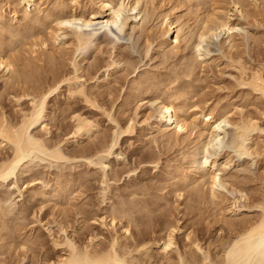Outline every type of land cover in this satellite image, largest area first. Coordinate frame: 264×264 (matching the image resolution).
I'll list each match as a JSON object with an SVG mask.
<instances>
[{"label": "rangeland", "instance_id": "rangeland-1", "mask_svg": "<svg viewBox=\"0 0 264 264\" xmlns=\"http://www.w3.org/2000/svg\"><path fill=\"white\" fill-rule=\"evenodd\" d=\"M6 1L7 0H0V8L3 10V19L1 21L12 26L17 24V21L14 20L13 13H11L14 9L18 11V14H20L19 16H22L25 8H28V11L33 10L32 12H34L35 4L37 5L36 7L45 10L48 5L50 8L54 1H61V3L64 2L70 7L77 4L79 5L80 3V6L87 11L90 9V7H92L93 4L98 2H95V0H72V2L71 0H32L31 4L27 5L25 2H23V0H10L11 5L9 6L8 4L10 7L9 8L7 6V2L9 0L7 2ZM131 1L135 2L133 6L135 9L131 11L128 9L123 10L120 18V20L122 19V23L118 25L119 28L122 26L121 29H123V32H120L116 28L117 26L110 28L109 32L107 30L106 34L101 32L97 36L95 43L89 49H87L86 52H84V55H80L78 58V62L81 64V66H83V74L85 71L87 73L89 70L97 72L98 70H94V67L97 65V67L100 66V69L98 68L99 71L96 74L90 71L92 74L87 73V75L90 74L92 76H89L88 79V76L86 75L87 78L84 77V79H88V81H83L86 82L85 85L89 92H94L96 96L100 93L98 96L101 99L98 96L97 97L100 99L99 102L101 105L102 102H104V106L106 105L104 107L105 110L102 108L89 106L80 98H76L71 101L67 96V92L64 94L65 90H60V94L63 92L64 93L60 96L59 94H56L54 97L52 96L48 100V109L45 112L46 117L43 119L47 122V130L45 131L41 129L39 125L33 126L29 132V135L31 134L30 136L42 137V139L48 142L47 144H50V147L52 144L60 145L66 156L65 160H57L42 154L35 153L29 156V158L25 159L21 167L16 170L15 174L6 180H0V264H53L55 260L58 259V257L60 258L61 256L65 255L66 252L64 246H56L54 243L56 241L61 242L67 237L71 239L75 238L74 240L76 241L74 242H76V244L78 243L77 245L82 246L85 244V242L89 241V236H91V233H93L98 235V242L101 241L102 244L104 241L105 243L103 242V244L107 245L109 239L111 240L117 235H122V229L120 230V222L117 223L118 225L114 228V230L111 229L112 227H103L99 223L101 222L100 217L105 216V213H109L110 210L112 211V207L115 208L118 202L122 203L125 198L128 200H125L124 202L128 205L129 201L131 205L128 210L132 209L134 211L135 209L139 208L143 211L140 212V210H135L140 214L144 213L143 215L145 216H143V218H145L146 221L144 219L142 220L147 224L150 222L148 227L149 231L152 232L150 235L148 231V235L146 236V243H149V245L146 246V249H148L147 252L143 250V252L145 251V255L142 253L145 258H140L141 254L138 255L140 252H134L133 250L135 254L134 255L132 252L134 258L138 260L140 258L143 263H145L148 259L151 264H169V260L176 264L177 262L175 261H179L178 254L182 256H185V253L186 255L189 254L186 257L191 260L192 254L194 253V259L192 258L193 263L196 260L194 264H204L206 259V263H212V261L214 263L217 262L220 256L222 257L223 249L228 247L230 241L235 238V236L233 237V235H235L233 228H230L231 230L228 229L229 226L227 221H230V219L234 221L236 219V222L237 220L241 219L254 220L253 218H255V216L257 218L260 215L259 213L262 212L258 206L254 205L253 200L255 202L259 198H264V196H262L264 195V116H262L263 119H259L261 115L254 108H256V106H261L262 109L264 104L260 106H258V104L260 102L264 103V98L260 100L261 97H258V94L250 87L247 85H240L236 79V75H238V73L236 74L237 71L231 67H228L227 63H225L227 60L220 56V50H222L224 47L225 49L223 50H226L228 46L227 42L225 41L226 35L221 34L219 37L213 36L212 38H206L204 40L205 42L203 41L200 43L197 41L198 39L196 37L197 27L199 26L201 19L211 15L214 8L218 7L217 9H219L220 7V10H222V8L223 10H227L229 6L232 7V5L229 4L230 0ZM240 1L244 4V9L246 12L250 14V18H242L240 26L236 28V31H234L238 42H243L241 43L243 46L241 45V47L238 49L240 52H238V50L237 52L240 54L243 50V57H241L245 59L247 67L253 69L259 64L264 65V0H260L259 2H255L254 0ZM98 6L99 4L97 3V7ZM20 10L23 12L20 13ZM166 15H170L174 20H178L180 25L184 26L181 34V36L183 35V39L180 38L181 42L178 44L179 46L176 49L175 47L172 48L173 45H171L172 47L167 45L165 48H159L158 46L160 45L161 40H163L164 32L166 30V26L164 25L165 21H163L165 20ZM128 17L129 20L126 22L127 24L124 25V20ZM135 23L138 24V27L133 28V26L136 25ZM140 25L145 27V32L143 28H139ZM70 26L72 28L74 25ZM86 31L91 32L90 28ZM249 36L252 37L250 38ZM251 39L254 41H251ZM59 40L60 42L64 41L62 37H60ZM65 40L68 39L66 38ZM197 43L200 44L198 46V50H200L196 53L195 51L197 50ZM51 44L53 46V43H50V47ZM113 44L118 46L113 48ZM219 46L222 48H219ZM68 48V46H66V48L62 47V53L55 52V55H52V57L54 56V59L52 58V60L55 61V64H50L54 66L56 65V62L59 61V67L62 69L60 71H69L71 69V71H73L72 65H69L70 61L67 59L70 55ZM193 48L196 50L193 51ZM66 49L68 50V54ZM193 52H195L196 56L199 55L200 57H196V66L194 67V69H196L194 74L192 73L191 76L185 77L184 71H182V69H184L183 65L186 62V59H188L187 57L192 56ZM28 56L29 55H27V58ZM258 56L259 58L262 56L261 60L258 59ZM47 57L49 58V54L45 58ZM256 57L258 60H260L259 62L257 61ZM117 58V65H115L113 68H110L109 70L111 72L115 69L112 71L114 73L111 72V76L109 75V77L107 75L108 73L104 72V69L106 68L105 65L112 63L114 60L116 61ZM127 59L129 61L132 60V64H135H133L134 68L133 65L130 67H128V65L126 66L130 69V73L128 69V74L127 71L122 70L125 66L124 62L128 61ZM47 60L48 59H45V61ZM50 60L51 58H49L48 61ZM60 62L62 63V67ZM42 63L43 65H48V62H41L40 65ZM33 65L34 66L31 67L32 65L30 63V69H34L36 65L38 67H35L36 69H41L43 67L42 65V67L39 68V64ZM250 65H252V67ZM49 66V69L43 67L44 71L46 69L45 75L48 71L50 72L51 68L52 72L53 69L55 70L58 67V65L54 66L55 68H53L51 65ZM22 67L24 66L19 64L20 70L23 71ZM26 69L27 68L25 67L24 70ZM30 69H28V73L30 72ZM43 69H41V73H43ZM20 70L19 72L22 73ZM54 70L53 73L55 72ZM58 71L59 70H57L56 73ZM32 72L33 71L31 70V74ZM38 72L40 73V71H37V74ZM49 72L48 74L51 73ZM23 73H27V70L26 72L23 71ZM157 73L159 74L157 75ZM12 74L13 73L10 74V72H7L3 75V73L0 71V121L2 118V120H7L9 124H16V121L20 122L22 120L24 112L27 113L31 109L32 103L30 100L33 99V96L31 95L28 97H23L20 100L21 106H16L17 102L12 90L15 87L16 89H19L17 87L19 85L16 86V81L13 85L14 79L10 82L6 80V77ZM31 74L30 79H34L35 75ZM146 74L147 76L155 75L154 77L156 78L162 76V78H160L161 80L165 79V82L166 79H171L167 81V85L164 84V86H162V84L165 83L164 80L163 82L161 81L162 84L160 87L162 86V88L159 89L161 91L160 93L157 92L159 93L160 98L167 97L165 96L166 93L171 95L170 91L173 92V89H176V87L177 89L178 87H182L180 89L184 91L183 86H189V83H191L192 86L191 84L189 86L190 91V87H192V90L195 88L196 90L191 91L192 93L195 92L193 93L194 95L191 94V92L190 94L188 93L189 96L187 94V98L190 97V99L188 98V101L187 99L185 100V104L187 103L188 113H198L201 109H203V107L207 108L209 105V108L210 106L213 108L216 103H218L219 107L221 108H226V106L230 104L231 107L228 106L229 109L239 106V108L244 109L243 106H245L246 108L244 111L246 113L248 110H250L252 116L255 117V114H258V116L260 115L258 119L263 125V132L260 135L261 137L256 140L258 142L256 145V148L258 147L257 151L262 152L259 156L260 158L258 159L244 155L242 157H237L231 161L225 162L227 159L226 153L228 150L226 147L219 149V146L217 145L210 146L209 152H206L205 155L198 154L195 157L197 159L196 162V160L191 159V152H194L196 143L200 144V140L199 142L195 140L196 136L191 135L189 143L187 142L188 144L179 142L176 143L175 140L167 143L164 141V139L163 142L161 133L158 131V129H156V123L163 114L161 109V99L157 98L156 90L154 91L155 93L153 92L154 89H150L151 91L148 92L145 91L142 96H140L141 98L135 99L134 102H131L126 108L121 105L123 102H125V95H127L129 92V86L132 84V82L134 80H138L140 76L144 78L147 77L145 76ZM26 75L28 76V74ZM23 76L25 75L23 74ZM40 76L38 74L37 77L40 78ZM94 76L100 78L96 83L95 80L90 79ZM41 77L43 80V76ZM45 77L46 76H44V78ZM48 77L51 78L52 76ZM177 77L179 78L176 79ZM117 79L118 82L116 81ZM173 79H176V81ZM105 80L106 82L108 81L107 84L105 83ZM187 82L188 84H186ZM42 83L44 82L42 81ZM193 86L196 87L194 88ZM189 89L187 91L186 88L185 92H189ZM105 90H107L106 93ZM109 92H111V94H109ZM168 92H170V94ZM102 93L105 95L101 97V95H103ZM106 94L109 95L107 96ZM163 94L165 95L163 96ZM204 101L208 104H206ZM76 114H81L99 123V126H101L99 127L100 130L98 135L100 137L96 133L98 136H96L97 138L95 135L92 138L83 137L79 143H75L71 133L73 128V120L71 117ZM124 124H133L135 126L134 131L121 134L118 139V143L110 152H101L95 155V152H98V149H94L95 146L98 145L97 143H100L99 147H101L102 144L106 146V141L109 140L110 142H107L108 145H110L111 140H114V136L118 134L120 131L119 128L121 126L123 127ZM229 135H227L228 138L226 137V139L223 140V143L226 144V142L229 141ZM101 137L104 140L106 138L105 142L102 144L99 142ZM180 139L183 140L182 137ZM191 140L194 142L191 143ZM85 147H87V150L91 149L90 147L93 149V154H87L86 158L83 156L85 153H83V151H86ZM99 150L101 149L99 148ZM80 151L82 152L80 153L82 155H79ZM89 151H86V153ZM11 153L12 150L9 147L2 148L0 146V161L4 159V157L10 156ZM205 158L209 162H212L213 159H218V166L222 169V179L225 177V174L235 175L238 177L239 185L241 187L244 186L246 189L244 190L242 187L243 192L237 193V191L235 192L232 189L231 185L226 184L223 180H221V183L215 186V197H213L208 191L207 186L203 187L200 183L197 188V183L194 182V184L191 183L190 186L184 188L182 196H178L173 189V184L179 183V180L182 181V175L185 173L188 174L191 171V167L189 166L191 165L190 161H195V167H201L200 171L203 172L205 168H203L202 162L205 160ZM119 170H121V172ZM116 171H118V175L116 174ZM185 171H188V173ZM180 174H182V178L180 177ZM34 177L35 180H32ZM58 179L64 180L61 181L64 182V186L66 184L65 192L60 190L62 192L61 193L57 190L56 182L59 181ZM240 179L243 182H248V180L249 182L243 183L240 181ZM240 183H243L244 185ZM192 187L204 189L205 191L202 190L200 192L205 197L202 196L201 199H198L200 194L196 198L194 196L190 197L191 195L189 196L188 194L192 190ZM139 188H141L140 190H143L142 192L144 193L141 191L138 192L137 189ZM130 190L131 193H129ZM41 191L46 192V194H43ZM132 191H134V193ZM126 193L128 196H124ZM234 197L235 200H239L237 204L232 205L231 203L234 201ZM129 198H132L134 201L138 202L136 208L135 205L133 207L135 209H133L132 206L136 202H130ZM135 198L137 199L135 200ZM138 199L141 200L140 202L145 201L143 202L144 204H139L140 202L137 201ZM219 199L221 200L220 202H218ZM222 199L224 201H222ZM151 202H154L155 204H150ZM156 202H158V204ZM217 202L218 204H216ZM143 205L145 208H142ZM117 207H119V204ZM125 208H128V206ZM151 208L152 212L149 211ZM230 208H233L236 213H232ZM147 209L149 212L146 211V213L148 212L149 214L145 213V210ZM132 210L131 213L134 214V217H136V212H132ZM138 213H136V215ZM146 215L148 216L146 217ZM149 216L150 218H148ZM109 219L110 218L107 219V222H109ZM156 219L157 224L154 223ZM244 220L243 222L246 221ZM58 221L61 224L64 222L63 226H65L66 231L60 230L61 226L58 224ZM151 224L153 226H150ZM136 225L138 226L137 222ZM136 225L134 224L132 225L133 227H131L132 236L130 237V240L129 237L127 241L126 238L124 239L123 236H121L120 240L122 242L123 240L127 242L130 241L134 244L137 242V240L135 241V238L137 239L139 236L136 235L138 234V231L140 232L139 228H142V226L135 227ZM173 225L174 227L177 225V228H181V230L175 231L176 244L170 248L171 250L169 249V252H165L162 250V247H160L163 244L162 237L166 235L165 232H168L170 227H173ZM113 232H115V235H113ZM188 232L193 235L190 241L198 240L197 243L200 245L201 249H197L195 246H193V248L196 250L193 248L192 250H188V248L191 249V245L189 246L191 242H189L187 238ZM230 232H232V234ZM152 234L154 235V239ZM149 235L152 238H149ZM159 238L160 240L158 242L157 240ZM223 239L225 243L223 242ZM130 242L129 244L132 245ZM99 244L97 245L98 248L101 246V244L100 246ZM124 244L127 245L128 243ZM129 244L127 245L128 247L130 246ZM185 244H187L186 247ZM132 249L133 247H131V250ZM186 250L189 252L187 253ZM191 251H193V253H191ZM148 255L151 259L147 257ZM206 256L207 258L204 259ZM203 260L204 263L202 262Z\"/></svg>", "mask_w": 264, "mask_h": 264}, {"label": "bare ground", "instance_id": "bare-ground-1", "mask_svg": "<svg viewBox=\"0 0 264 264\" xmlns=\"http://www.w3.org/2000/svg\"><path fill=\"white\" fill-rule=\"evenodd\" d=\"M9 1L7 2V6H8V4H9V6L11 5V1L10 2ZM254 1L259 2L260 0H254ZM23 2H25L28 5V4H31L32 0H23ZM54 2L51 4L50 8L48 5V7H46L45 10H42V9L36 7L37 6L36 4H35V11L34 12H32L33 10L28 11L27 10L28 8L27 9L25 8L24 9L25 11L24 12L22 11L23 12L22 16H19L20 14H18V11H16V9H14V7H13L14 10L11 13H13L14 20L17 21V24L15 26H12L10 24H6L3 21H1L3 19V17H2L3 16V10H1V8H0V71L3 73V75L6 74L7 72H10V74L13 73L12 75L7 76L6 80L8 82H10L14 79L13 85L15 84V81L17 83L16 86L19 85V86H17L19 89H16V87H15L14 88L15 90L13 89L14 92L12 90V93L14 94V97L16 98V102H17L16 106H18V107L21 106L20 100L23 97H28L31 95L33 96V99L30 100V102L32 103V107L29 110V112H27V113L24 112V114L22 116V120L21 121L19 120L20 122L16 121V124H9L7 122V120H5V119L2 120V118H1V121H0V146L2 148L9 147L12 150V153L10 156L4 157V159H2L0 161V180H6L10 176L15 174L16 170L19 167H21V165L23 164L25 159L29 158V156H31L32 154H35V153L36 154H42V155L48 156L49 158H54L57 160H60V159L65 160L66 156H65L64 152L62 151V149H61L62 147L60 145H58V144L53 145L52 144V146L50 147L49 146L50 144H47L48 142H46V140L42 139V137L30 136L31 134L29 135V132L33 126H37V125H39V127H41V129H43L45 131L47 130V122L43 119H44V117H46L45 112L48 109L49 98H51L52 96L54 97L56 94L57 95L59 94V96H60L64 92H65L64 94H66V92H67V96H68L69 100H71V101L76 99V98H80L82 101H84L89 106L104 109V107L106 106V105L105 106L103 105L104 102H102V100H101L102 105L99 102L101 98L98 95L100 93L97 95L100 98V99H98L96 94H94V92L93 93L89 92L86 88V85H85V83H86L85 81H88L89 76H92L90 74H92L94 71L89 70L87 73H90V71H92V73H90L89 75H87L86 71H85L86 74L85 73L83 74V71H84L82 68L83 66H81V64L78 62V58L80 55H84L85 54L84 52H86L87 49H89L95 43L97 36L101 32H104L106 34L107 30L109 32L110 28L115 27V26H117L116 28L120 32H123V29H121L122 26L120 28L118 26V25H120V23H122L121 22L122 19L120 20L122 11L125 9H128L129 11L135 9V7L133 8L135 2H133L131 0H95V2H97L99 4V6L97 7V3H95L96 8H95V4H93L92 7H90V9L87 11L84 10L83 7L80 6V3H79V5L77 4V5L70 7V6L66 5L64 2L61 3V1L55 2V3ZM71 2H72V0H71ZM220 3H221V1H220ZM263 3H264V1H263ZM229 4H231L232 7L229 6V8H227V10H223V8H222V10H220V7H219V9H217L218 7L216 6L217 8L213 9V12L211 15L201 19V21L199 19L200 24L197 27V32H196V37L198 40L197 39L196 40L199 41V43H200V42H203L206 38H212L213 36L219 37L221 34L226 35L225 41L227 42L228 46H227L226 50H223V49H225V47L223 46L224 48L222 50H220L221 53L219 52L221 54L220 56H222L223 58H225L227 60V62H225V63H227L228 67H231L237 71L236 74L238 73L239 76L236 75V79L238 80L239 84L240 85H247L248 87H250L254 92H256L258 94V97H261L260 100H262V98H264V65H260L258 63L260 66L258 65L259 66L258 67L256 64L257 67L253 68V69L247 67L245 59L242 58L243 57V54H242L243 50L240 53L242 55H240L238 53V52H240L238 49H239V47H241V45L243 46V44H241L243 42H241L239 40L240 41V43H239L237 36H235V34H234V31L237 30L236 28L240 26L241 19L242 18L248 19L250 14H248V12H246V10L244 9V4L240 0H230ZM11 9H12V7H11ZM200 9H201V7H200ZM19 12L22 13L21 10ZM175 17H176V15H175ZM128 20H129V17L124 20L123 24L124 25L127 24L126 22H128ZM163 21H165L164 25L166 26V30L164 32L163 40H161L160 45H158L159 48H165V46L167 47V45L168 46L170 45V47H172L171 45H173L172 48L175 47V49L178 48V46H179L178 44H180V42H181L180 38H182V36H183V35L181 36V34H182V30H183L184 26L180 25L179 24L180 22L178 23V20H174L170 15H166L165 20H163ZM70 25H72V26L74 25L75 28H74V26L71 28ZM96 26H98V27H96ZM165 26H163V27H165ZM136 27H138V24L133 26V28H136ZM89 28H90L91 32L86 31ZM91 28H92V30H91ZM139 28H141V29L143 28L144 32L146 30L145 27H142L141 25ZM161 30H162V28H161ZM184 36H185V33H184ZM60 37H62V39H64V41L61 40L62 42H60V40H59ZM65 37L68 40H65L66 39ZM251 41H254V40L251 39ZM147 42H148V39H147ZM50 43H53V46L51 44V47H50ZM199 43H197L198 45H196L197 50L193 48V51L196 50L195 51L196 53L199 52V50H200V49L198 50V46L200 45ZM66 46L69 47L68 50L70 52L69 53L70 55H69V58H67V59H68V61H70L69 65H72L73 71H71L72 69L69 71H66V70L60 71L62 69L59 67L60 65H59V61H58V62H56V65H58L57 69H55V70L53 69L55 71L54 73H53V70L51 72L52 68L50 69L51 73L47 70L51 74L50 75L47 72L48 76H52L51 78L48 77L47 74L45 75L46 69H49V67H50L49 65H51L53 68H55L54 66H56V65H54V66L52 65L55 62L52 60V58L54 57V56L52 57V55H55V52L62 53L61 52L62 47L66 48ZM112 46H114L113 48H115L116 45L113 44ZM219 48H222V47L219 46ZM68 50L66 49L67 54H68ZM116 50H118V49H116ZM237 50H238V52H237ZM195 52H193V54L191 53L192 56L187 57L188 59H186V62L183 65L184 69H182V71H184L185 77L191 76L192 73L194 74V71L196 69V68L194 69V67L196 66L195 61L198 58L197 56H199V55L196 56ZM48 54H49V58H51L50 61H48L49 60L48 57L45 58L46 56H48ZM50 54H51V56H50ZM198 54H200V53H198ZM27 55H29L31 57L28 56V58H27ZM171 55H172V53H171ZM259 56H258V59L261 60L262 56H261V58H259ZM67 57H68V55H67ZM45 59H48V60L45 61ZM119 59H120V56H119ZM256 59H257V57H256ZM258 59H257V61L259 62L260 60H258ZM117 61H118V58L116 59V61L114 60V61H112V63H108L107 65H105L106 68L104 69L105 70L104 72L105 73L107 72L108 76L109 75L111 76V72L115 70L114 69L111 72L109 71L110 68H113L115 65H117ZM128 61H125L124 62L125 64L123 63L125 66L122 64L124 66V68L122 70L127 71V74H128V69H129L128 67H130L134 64V63L132 64V60H130L129 62ZM262 61H261V63H262ZM41 62H44V63L48 62V65L47 64H46L47 66L45 64L43 65V63L40 65ZM61 62H60V64L62 67ZM30 63L32 65L31 67L34 66L33 64H35V65L39 64V68H41L43 65V67L46 68L45 71H44L43 67L41 68V69H43L42 72L44 73V75H43V73H41V69L35 68V67H37V65L34 67V69H32V68L30 69ZM50 63H52V64H50ZM248 63H249V61H248ZM19 64L24 66V67H22L23 71L26 72V70H27V73H23V71L20 70L21 67L19 68ZM127 65H128V67H126ZM134 65H133V68H134ZM63 66H64V64H63ZM250 66L252 67V65H250ZM25 67L27 68L26 70H24ZM96 67H94V70L99 71L100 66L97 67V69H96ZM181 67H182V65H181ZM28 69H30L29 73H28V71H29ZM19 70L22 71V73L28 79L25 76H23V74L20 73ZM31 70L33 71L32 74L35 75L34 79L33 78L30 79ZM57 70H59V71L56 73ZM63 70H64V68H63ZM37 71H40L41 76H43V80L41 79L42 77L40 76L39 72H38V74H39L40 78L37 77L38 76ZM97 72H94V73L96 74ZM112 73H114V72H112ZM129 73H130V69H129ZM26 74H28V76ZM150 74H148V75H150ZM158 74L159 73H157V75ZM86 75L88 76V79L85 80L84 77L87 78ZM44 76H46L45 77L46 79L44 78ZM145 76H147V74ZM154 76L155 75L147 76L145 78L140 76V78H138V80L133 79L134 81L129 86L130 87L129 92L127 93V95H125L126 96L125 102H123L124 104L122 103L121 105H123L124 108L128 107L131 102H134L135 99L141 98L140 96H142V94L145 91H147V92L151 91L150 89H152V90L154 89L153 92L156 90V93L157 92L160 93L161 90H159V89L162 88V86H164V84L167 85L166 82L171 80L169 78V80L166 79V82H165V79H163L165 83L162 84V82H163V80H161L162 76L159 75L161 77V78L158 77L159 80H158V78H156ZM173 78H175V77H173ZM178 78L179 77H177L176 79H178ZM90 79L95 80V83H96L100 78L97 76H94ZM176 79L175 80L173 79V80L176 81ZM83 80H85V81H83ZM42 81L44 83H42ZM116 81L118 82V79ZM107 82L105 80L106 84H107ZM171 82H173V81H171ZM105 83H104V86H105ZM161 84H162V86L160 87ZM186 84H188V82ZM190 84L191 83H189V86H190ZM184 86H183L184 91H182L180 89L182 87H178L179 90L176 87L177 90L175 88H174L175 90L172 88L173 92L170 91L171 95H168L167 93H166V95L163 94V96L165 95L167 97L160 98L159 93H157V98L161 99V109L163 111V114H162V116H160L158 122L156 123V127H157L156 129H158V131L161 133L162 141L164 139L165 142L169 143V142H172L175 140L176 143L179 142V143H183V144H188L191 135L196 136L195 140L197 142H199V140H200V142H199L200 144L196 143V146H195L196 148H195L194 152L193 151L191 152L192 157L190 155L191 159L196 160V162H197V159L195 157L198 154H204L205 155L206 152H209L210 146H217V145L219 146V149L226 147L228 150V152L226 153L227 159L225 162L231 161L232 159L237 158V157H242L244 155H247V156H250L253 158H258V159L260 158L259 156L261 155L262 152L257 151L258 147L256 148V145L258 144V142L256 140L261 137L260 135L263 132V129H262L263 125L260 123V120H259L262 118V116H264V109H263L264 105L262 106V109L260 106V105L264 104L263 102L262 103L260 102L259 104L257 103L258 106H260V107H257L254 103V105L256 106V108H254V109L257 112H259V114L261 115L260 118H259L260 115L258 116V114H255L256 118L254 116H252L250 113V110H248L250 114L248 113L247 110H246L247 111V113H246L244 111L246 108L245 106H243L244 109L239 108L240 106L229 109L228 106H230V104L228 106L225 105L226 108L225 107L221 108V107H219L218 103H216V105L213 108H211L212 106H210V108H209L208 107L209 105H208L207 108L203 107V109H201L198 113L196 112V113L192 114L190 112L188 113L187 103L185 104V102H186L185 100L187 99V101H188V98L190 99V97L187 98V94L188 93L190 94L191 91L196 90V88H195L196 86L195 87L193 86L195 88V89L193 88L194 90H192V87H190L191 91H190L188 85H186L185 87ZM191 86H192V84H191ZM186 88H187V91L189 89V92H185ZM62 89H64L65 91L60 94L59 92ZM107 90H105V93L107 92ZM109 90H111V89H109ZM170 92H168V93L170 94ZM193 93H195V92H193ZM193 93L191 92V94H193ZM109 94H111V92H109ZM109 94H106V95L108 96ZM189 94H188V96H189ZM104 95L105 94L101 95V97ZM193 95H191V96H193ZM206 104H208V103H206ZM216 106H218V107H216ZM220 106H222V105H220ZM188 107H190V106H188ZM255 110H254V113H255ZM108 116H110V115H108ZM71 119L73 120V125H72L73 128H72L71 133L73 135L72 138L75 140V143H79V141L81 139H83V137L92 138L94 135L96 137L99 134V130H100L99 127L101 125L99 126V123L95 122V120H91L88 117H85L81 114H76L73 117H71ZM110 119H111V117H110ZM113 120H115V119H113ZM263 121H262V123H263ZM124 125H123V127L121 126L119 128L120 131L118 132L117 135L114 136L115 137V138H113L114 140H111L110 145H108V142H110L109 140H107L108 142L106 141V146L102 144L105 142L106 138L104 140L101 137V139H100L101 141L98 139L102 145H101V147H99L100 143H97L98 145L95 146L94 149H98V152L94 151L95 155L98 153H101V152H104V153L110 152L113 149V147L118 143V139H119L121 134L133 132L135 129V126L133 124H129V125H125V126ZM96 133H97V135H96ZM229 133H230V135H229ZM255 134H257V135H255ZM227 135H229L230 137H229V141H227L228 143L226 142V144H225V143H223V140L226 139ZM181 137L183 138V140L180 139ZM190 142L192 143L194 141L191 140ZM260 142H261V140H260ZM96 147H98V148H96ZM86 148L87 147H85V149ZM90 148L91 149H89V150L91 152L86 149V151H89L87 153H86V151H83L84 148H83V150H81V151H83V153L85 152L83 154V156L85 158H86L87 154L91 155V153L93 152L92 147H90ZM99 148L101 150H99ZM81 151L79 152V155H82V154H80V153H82ZM89 155H88V157H89ZM87 159H91V158H87ZM156 161H157V159H156ZM196 162L190 161L191 165H189V166L191 167V169H190L191 171L189 173H188V171H185L188 174H186V173L185 174L182 173L183 175L180 174V177H181V175L183 176L182 181L179 180L178 181L179 183L173 184V186H174L173 189L178 196H182L184 188L190 186L191 183L194 184V182H195V183H197V188H198L200 183H201V186H203V187L207 186V189L211 193V196L215 197V191H214L215 186L218 185L219 183H221V180H223L226 184L231 185L232 189L235 192L236 191H237V193L243 192L242 189L244 188V186H242L243 187L242 188L239 185V183H238L239 180H238L237 176L231 175V174L230 175L229 174L224 175V173H223V175L225 177L222 179V169L219 168V166H218V159H213L212 162H209L205 158V160H203V162H202L203 168H205V170H203V172L200 171L201 167L200 168H198V166L195 167ZM121 170H119V171L121 172ZM117 172L118 171H116V174L118 175ZM174 176H173V178H174ZM38 178H36V179H38ZM247 179H248V177H247ZM32 180H35V177ZM61 180H63V179H61ZM61 180L56 182V188L58 191L61 190L62 192H65L66 191V184L64 186L63 185L64 180L63 181H61ZM240 181L243 182L241 179H240ZM250 181H251V178H250ZM175 182H176V180H175ZM245 182H247V181H245ZM245 182H243V183H245ZM248 182H249V180H248ZM243 183H240V184L244 185ZM70 185H71V183H70ZM197 188L192 187V190L190 189L191 191L189 190L190 192H189V194L187 192V194L189 196L191 195L190 197L194 196L195 198L197 196H199V194H200L198 199H201V197L204 195H202L200 191H202L204 189H200V188L197 189ZM140 189L141 188L137 189V191L138 192L141 191ZM245 189L246 188H244V190ZM41 192H43V191H41ZM132 192L134 193V191H132ZM129 193H131V190ZM142 193H144V192H142ZM43 194H46V192H43ZM124 196H128V194L126 193ZM262 196H264V195H262ZM136 199L137 198H135V200ZM125 200H128V199L125 198ZM202 200H203V198H202ZM238 200L239 199L235 200V197H234V201L231 204L232 205L237 204ZM124 201L122 203L118 202L119 207H117L118 204L115 206V208L112 207L113 210L112 211L110 210L109 213H107V214L105 213V216H103V217L99 216L101 218V220H100L101 222H99V223L103 227L104 226L112 227L111 229L114 230V228L117 227V225H118L117 223L120 222L119 223V225H121L120 230L122 229V231H121L122 235L121 236H123L124 239L126 238L128 241V237L130 240V237L132 236L131 227H133L132 225H134V224L136 225V222H137L138 226H140V227L142 226V228H139L140 232L138 231L137 235L134 231L136 236L139 235L137 237V239L135 238V241L137 240V242L135 244L129 241L130 243H132V245H131V244H129V242H127L123 239H122L123 240V242H122L120 240L121 236L117 235V236L113 237L111 240L109 239V242L107 245L103 244L104 241L102 242V244H103L102 245L101 241L98 242L99 241L98 235L91 233V236H89V238H90L89 241L85 242L84 245L79 243L80 245H82V246H79V245H77L78 243L76 244V242H74V241H76V240H74L75 238L71 239V238L67 237L66 239H63L61 242L56 241L54 243L56 246H58V245L62 246V247L64 246L66 252H65V255L61 256L60 258L58 257V259L55 260V262L53 264H145V263L151 264L147 258H146L147 261H146V259H145L146 262L144 261L145 263H143V261H141V259H140V258L144 257L143 255H145L144 254L145 251L147 252V250H148V249H146V246L149 245V243H146V240H147L146 236L148 235V231H149L148 225L150 224V222H148V224H147L146 222H144L142 220V219L145 220V218H143V216H145V215H143L144 213L140 214V213L135 211V210H140L139 208L135 209L136 206L138 205V202L134 201L132 198L130 199V202L134 201L133 203H135V202L137 203V204L136 203L133 204V206H132V208H133L135 205V208H133V209H135L134 211L136 213H138L137 214L138 217H137L136 213H135L136 217H134V214L131 213L132 209L128 210L129 207H131L129 201H128V205ZM137 201L140 202L141 200L138 199ZM155 201H156V199H155ZM220 201L221 200L219 199L218 202H220ZM222 201H224V200L222 199ZM143 202H145V201H142L139 204H141ZM218 202L216 204H218ZM152 203H154V202H151L150 204H152ZM156 203L158 204V202H156ZM253 203L255 206H258L262 210V212L259 213L260 215L259 216L257 215L258 216L257 218L255 216V218H253L254 220L248 219L251 221H248L247 219H245L248 222H246L244 219H241L242 221L237 220V222H236V219H235V221L231 220V219H230V221L225 220V221H227V224L229 226L228 229L233 228V231L235 234V235H233V237L235 236V238L230 241V243L228 244V247L223 249V253H222L223 255H222V257L220 256V258L217 260V262L213 263V261H212V263L211 262L206 263V261H207V259H206L207 256H206L204 258V259H206L205 263H204V260L202 261L204 264H264V198L263 199L259 198L255 202L253 200ZM125 205H127L128 208H125V207H127ZM143 207L145 208L144 205L142 206V208ZM146 208H147V205H146ZM231 210H232L231 211L232 213H236L233 208ZM134 211L132 210V212H134ZM146 211H148V209L145 210V213H146ZM149 211L152 212V208ZM140 212H143V211L140 210ZM148 212L146 214H149ZM147 216L148 215H146V217ZM108 218H110L108 220L109 222H107ZM148 218H150V216ZM152 218H154V217H152ZM243 220L245 222H243ZM156 221H157V219L155 220L154 223L157 224ZM239 221H241V222H239ZM158 222H160V221H158ZM63 223L61 224L58 221V224H60V226H61L60 230L66 231L65 226H63L64 225ZM224 223H226V222H224ZM220 224H221V222H220ZM138 226L136 225L135 227H138ZM150 226H153V225L151 224ZM170 226H172V225H170ZM177 227H178L177 225H175V227L173 225V227H170L168 232L167 231L165 232V234H166V235L164 234L165 236L162 235V236H164V237H162L163 238V240H162L163 244L160 247H162L163 251L169 252L171 250L170 248H172V246L176 244V242H175V234H176L175 231L181 230V228L179 229ZM132 230H133V228H132ZM153 230H151V231H153ZM232 232H230V233L232 234ZM113 233H114L113 235H115V232H113ZM121 233H119V234H121ZM151 233L152 232L149 231L150 235H151ZM150 235H149V238L151 237ZM191 237H193V235L188 232L187 238H188L189 242H191V244H189V242H188L189 246L191 245V249L188 248V250H192L193 246H195L197 249H201L200 245L197 243V241H198V240H196L197 238L195 239L196 241H193V240L190 241ZM224 238H225V236H224ZM153 239H154V235H153ZM159 240H160V238L157 241L159 242ZM226 241H228V240H226ZM133 242H134V240H133ZM223 242H224V239H223ZM99 243L101 244V246ZM124 243H128L130 246L128 247L127 246L128 244L125 245ZM98 244L100 246L99 248L97 246ZM186 245L187 244H185V247H186ZM131 247H133L132 250H131ZM193 249L196 250L195 248H193ZM133 250H134V252L135 251L140 252L138 254V255L141 254V257L139 258V260L134 258ZM143 250H145V251L143 252ZM132 252H133V254H132ZM178 252H180V251H178ZM188 252L189 251H187V253ZM142 253H143V255H142ZM191 253H193V251H191ZM188 255H186V253H185V256L178 254L179 261H175V262H177L176 264H194L196 262V260L193 263L192 258L194 259L193 255L195 256V254L194 253L192 254L191 260H189L188 257H186ZM147 257H149V255ZM166 258H167V256H166ZM176 260H177V258H176ZM169 261H170L169 264L173 263L171 260H169ZM173 264H175V263H173Z\"/></svg>", "mask_w": 264, "mask_h": 264}]
</instances>
